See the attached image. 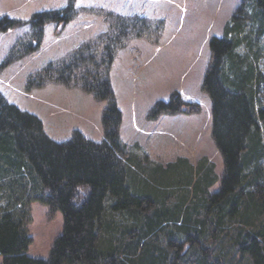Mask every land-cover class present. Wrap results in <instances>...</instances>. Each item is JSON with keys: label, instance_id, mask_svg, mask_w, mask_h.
I'll list each match as a JSON object with an SVG mask.
<instances>
[{"label": "trees", "instance_id": "1", "mask_svg": "<svg viewBox=\"0 0 264 264\" xmlns=\"http://www.w3.org/2000/svg\"><path fill=\"white\" fill-rule=\"evenodd\" d=\"M73 7L70 2L34 14L28 22L33 41L13 47L12 58L36 50L45 23L71 20ZM113 19L110 34L76 47L28 81L30 88L76 85L106 100L102 141L80 130L57 141L40 117L0 92L2 264H264V69L257 46L264 35V0H243L224 36L210 40L202 89L211 99L221 175L206 155L195 166L184 156L165 165L138 155L122 139L110 69L117 48L141 36L149 21L137 14ZM5 27L0 21V31ZM198 109L174 92L149 115ZM34 201L63 215L49 259L27 253Z\"/></svg>", "mask_w": 264, "mask_h": 264}, {"label": "rangeland", "instance_id": "2", "mask_svg": "<svg viewBox=\"0 0 264 264\" xmlns=\"http://www.w3.org/2000/svg\"><path fill=\"white\" fill-rule=\"evenodd\" d=\"M242 1L0 0V21L6 24L0 31V92L8 101L40 117L46 133L57 141L69 140L75 130L102 141L106 100L76 85L47 82L43 87L30 88L28 81L50 62L68 57L76 47L110 34L116 14L142 15L148 19L149 28L117 48L110 69L122 112L121 137L138 155L165 165L184 156L195 166L206 155L221 175L223 157L212 137V104L202 83L212 57L210 40L224 36L226 24ZM70 2L75 12L71 20L46 22L37 49L12 58L13 47L33 41L34 28L28 22L34 14L64 9ZM257 46L264 69V35ZM174 92L185 101L198 103L199 109L150 117L154 104L169 100ZM31 212L32 243L27 253L49 259L63 230V215L60 210L50 212L40 201L32 202Z\"/></svg>", "mask_w": 264, "mask_h": 264}]
</instances>
